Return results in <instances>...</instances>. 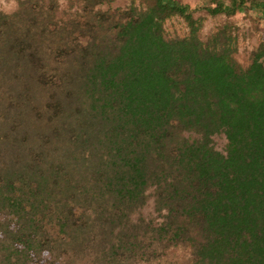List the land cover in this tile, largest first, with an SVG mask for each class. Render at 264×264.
<instances>
[{"label": "trees", "instance_id": "1", "mask_svg": "<svg viewBox=\"0 0 264 264\" xmlns=\"http://www.w3.org/2000/svg\"><path fill=\"white\" fill-rule=\"evenodd\" d=\"M115 1L0 8V264H264V41L244 65L228 22Z\"/></svg>", "mask_w": 264, "mask_h": 264}, {"label": "rangeland", "instance_id": "2", "mask_svg": "<svg viewBox=\"0 0 264 264\" xmlns=\"http://www.w3.org/2000/svg\"><path fill=\"white\" fill-rule=\"evenodd\" d=\"M191 5L195 11L194 16L202 18V35L215 30L217 27L224 25L226 22L230 24L231 29L238 35V50L235 54L236 58L244 65L251 62V56L255 48L264 41V21H261L255 13L246 12L228 17L224 14L210 15L203 8H195L199 0H180ZM141 6L142 0H116L112 3L113 7H128L130 5ZM67 0H61V8L67 9ZM17 6V0H0V8L12 11ZM165 28L169 35H184L188 31V26L184 18L174 16L165 22ZM260 64L264 65V56L260 60ZM226 137L223 133L213 136V144L216 149L225 151ZM143 213L149 217L156 216L154 212L153 202L143 209Z\"/></svg>", "mask_w": 264, "mask_h": 264}]
</instances>
